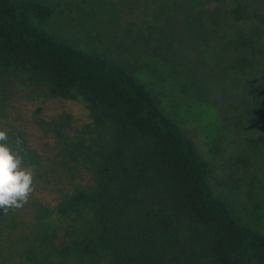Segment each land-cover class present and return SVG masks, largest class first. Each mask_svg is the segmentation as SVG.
<instances>
[{"label": "trees", "instance_id": "trees-1", "mask_svg": "<svg viewBox=\"0 0 264 264\" xmlns=\"http://www.w3.org/2000/svg\"><path fill=\"white\" fill-rule=\"evenodd\" d=\"M177 8L182 29L168 30L176 38H162L159 55L187 67V49L204 46L248 91L250 121L264 129V0ZM57 14L49 0H0V130L57 194L54 205L29 198L0 211V264H264V230L214 193L193 138L126 65L57 33ZM13 76L46 98L82 99L89 112L72 137L52 123L63 141L48 165L6 123L3 79Z\"/></svg>", "mask_w": 264, "mask_h": 264}, {"label": "rangeland", "instance_id": "rangeland-1", "mask_svg": "<svg viewBox=\"0 0 264 264\" xmlns=\"http://www.w3.org/2000/svg\"><path fill=\"white\" fill-rule=\"evenodd\" d=\"M49 1L58 7L55 31L122 62L146 83L209 161L214 193L227 200L244 223L264 230V129L250 121L248 91L216 67L204 46L187 49V60L193 63L187 67H174L159 55V41L175 39L168 30L182 29L186 18L175 5L187 7L191 0ZM23 79H3L9 96L6 123L25 131L28 145L48 165L63 141L52 123L72 137L91 123L89 112L82 99L46 98ZM42 185L34 175L29 198L54 205L57 194Z\"/></svg>", "mask_w": 264, "mask_h": 264}, {"label": "clouds", "instance_id": "clouds-1", "mask_svg": "<svg viewBox=\"0 0 264 264\" xmlns=\"http://www.w3.org/2000/svg\"><path fill=\"white\" fill-rule=\"evenodd\" d=\"M33 191V169L24 166L19 148L10 146L7 129L0 130V211L7 215L22 208Z\"/></svg>", "mask_w": 264, "mask_h": 264}]
</instances>
